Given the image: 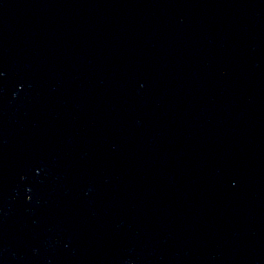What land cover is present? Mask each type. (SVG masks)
Wrapping results in <instances>:
<instances>
[{"label": "water", "instance_id": "obj_1", "mask_svg": "<svg viewBox=\"0 0 264 264\" xmlns=\"http://www.w3.org/2000/svg\"><path fill=\"white\" fill-rule=\"evenodd\" d=\"M0 264H264V0H0Z\"/></svg>", "mask_w": 264, "mask_h": 264}]
</instances>
